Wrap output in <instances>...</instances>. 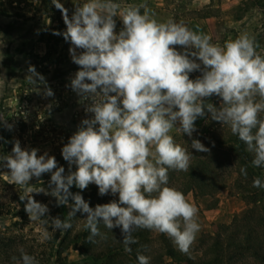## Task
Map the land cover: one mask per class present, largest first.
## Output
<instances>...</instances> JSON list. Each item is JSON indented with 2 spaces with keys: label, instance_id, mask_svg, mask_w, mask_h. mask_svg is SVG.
<instances>
[{
  "label": "clouds",
  "instance_id": "1",
  "mask_svg": "<svg viewBox=\"0 0 264 264\" xmlns=\"http://www.w3.org/2000/svg\"><path fill=\"white\" fill-rule=\"evenodd\" d=\"M51 3L66 26L52 34L70 43L71 62L78 66L66 87L90 115L61 149L67 174L55 156L22 148L18 139L10 154L0 155V166L10 170L5 173L8 183L22 190L19 198L26 201L30 223L38 224L40 242L71 229L79 212L85 215L90 243L97 237L107 239L100 231L102 223L111 231L120 229L127 253L138 243L133 235L137 230L163 234L180 252L189 253L201 231L199 208L169 186V172H188L193 155L172 132L192 138L197 119L210 114L246 145L254 167H264V55L257 51L255 36L244 31L223 44L213 43L210 35L183 20L156 19L146 3L82 0L74 3L71 15L61 0ZM116 18L122 22L118 32ZM27 71V80L38 92L43 85V95L54 96L35 66ZM194 72L200 75L192 79ZM213 96L220 98L219 106L209 102ZM0 122L12 130L3 116ZM190 147L210 152L199 139H192ZM46 173L51 174L47 189L30 183L34 177L41 181ZM240 173L247 177L245 167ZM92 184L100 196L118 194V199L91 207L81 193ZM73 186L80 191H70ZM252 186L264 189V182L256 177ZM33 193L54 197L57 207L67 206V217L48 215V205ZM136 259L150 264L151 258L137 252ZM18 264L39 262L20 249Z\"/></svg>",
  "mask_w": 264,
  "mask_h": 264
},
{
  "label": "rangeland",
  "instance_id": "2",
  "mask_svg": "<svg viewBox=\"0 0 264 264\" xmlns=\"http://www.w3.org/2000/svg\"><path fill=\"white\" fill-rule=\"evenodd\" d=\"M242 1L244 0H118L117 2L122 5L146 3L155 13L156 19L163 21L171 17L176 21L183 20L189 28L210 35L213 43L223 44L227 39H235L241 32L247 31L255 36L259 44L257 51L264 55V8L249 11L238 20L234 8ZM4 2L9 4V0ZM79 2L82 0H61L69 10V15L74 10V3ZM209 5H212L213 10H221L219 18L203 20L193 13L202 11ZM51 6L56 9L52 3ZM25 9L28 14L33 15L32 9L28 7ZM58 15L57 13L52 15L55 19L52 33L65 30L58 29L59 23L56 20ZM60 17L62 18V14ZM116 19L118 32L122 22L119 18ZM50 26L51 20L44 12L38 13L36 18L29 22L0 14V116L6 118L8 124L13 125L12 130H8L3 122H0V137H2L0 155L10 154L12 142L18 139L22 148L35 147L39 149L38 155L47 151L49 155L55 156L58 164L65 167L67 174L68 163L63 160L61 149L77 130L80 121L90 114L85 113L80 98L66 87L69 78L78 70V66L71 62L70 43L65 42L62 36L53 35L57 51L53 56H47L48 49L43 34L48 33ZM177 48L179 50V46ZM29 65L35 66L37 72L45 77L47 85L54 92L53 97L43 95V85H39L41 90L38 92V89L29 83L26 78ZM198 75L199 72H194L190 74V78L195 79ZM49 104H52L51 109H48ZM177 134L180 133L173 130L172 135ZM72 170L75 171V165ZM9 171L0 166V216H2L0 236L10 241L7 245L9 250L11 249L9 253L12 257L20 256V249H23L24 252L35 256L38 261L43 258L45 251L50 253L52 244L48 241L40 242L36 231L38 224L30 223L29 217L26 220L20 216L13 217V213L19 212L21 208L18 207L17 200L22 190L19 186L8 183L5 173ZM50 175L46 173L40 177L43 183L35 177L30 183L35 184L37 188L43 185L47 189ZM78 191L80 190L73 186V192ZM32 195L38 202L51 204L50 195L43 193ZM214 200H217L218 204L224 202L222 205L224 221L221 223L208 221L210 231L199 232L189 253L181 252L183 256L199 258L201 255L199 240L202 235L215 234L220 225L231 224L235 217L241 216L248 208L233 189V179L229 181L227 189L219 193ZM192 201L199 208V217H202L204 211L210 210L208 208L214 202L211 198L192 199ZM157 234L155 233L154 237H157ZM54 262L52 259L50 264H56ZM57 264L98 263L88 260L79 250H70Z\"/></svg>",
  "mask_w": 264,
  "mask_h": 264
},
{
  "label": "trees",
  "instance_id": "3",
  "mask_svg": "<svg viewBox=\"0 0 264 264\" xmlns=\"http://www.w3.org/2000/svg\"><path fill=\"white\" fill-rule=\"evenodd\" d=\"M8 3L0 1V14L9 18L29 22L41 12L49 16L51 26L48 33L43 35L48 49L47 56H53L57 48L51 31L55 20L52 15L59 14L56 19L60 26L58 29H65L66 26L60 17L61 12L51 6V0H9ZM26 7L33 10V15L28 14ZM263 8L264 0H244L234 8V11L238 14L237 19L241 20L245 13ZM193 13L205 20L219 18L221 10H213L212 5H209L204 10ZM209 102L219 106L220 98L213 96ZM195 123L197 131L193 133L192 138L182 134L174 136L178 143L189 149L193 158L188 172H169V186L181 190L187 197L193 195L197 200L211 198L214 202L208 209H215L218 205L215 197L226 190L229 181L233 179V189L248 207L241 216L235 217L231 224L220 225L215 234L202 235L199 240L201 254L199 258L183 256L167 236L158 233L157 237H154L156 232L149 230L134 232L138 243L132 245L131 253H127L121 243L123 237L120 229L115 228L111 231L102 223L99 225L100 231L106 234L107 239L101 240L97 237L96 243H90L87 240L89 233L83 227L85 215L78 212L71 221V229L67 232L53 233L52 239L48 240L52 244L50 253L45 251L43 258L38 259L39 264H50L52 259L57 264L70 250H79L88 260L98 264H138L137 252L149 256L150 264H264V189L252 186L256 177L264 182V167H254L251 163L253 154L246 150V145L232 135L226 125L211 120L210 114L198 118ZM192 139H199L210 148V152L201 153L191 149ZM241 167L247 169V177L240 173ZM70 191L73 192V187ZM22 194V192L19 194L17 200L21 208L19 212L13 213V217L20 216L26 220L28 218L24 210L26 201H20L19 198ZM81 194L91 207L118 199L111 194L100 196L98 187L94 184L89 185ZM69 202L72 203L71 200ZM48 207L50 209L48 215L59 216L61 219L66 218L70 211L66 206L57 207L54 197ZM8 242L10 241L0 236V264H17L20 256L18 255V260L12 259Z\"/></svg>",
  "mask_w": 264,
  "mask_h": 264
},
{
  "label": "crops",
  "instance_id": "4",
  "mask_svg": "<svg viewBox=\"0 0 264 264\" xmlns=\"http://www.w3.org/2000/svg\"><path fill=\"white\" fill-rule=\"evenodd\" d=\"M192 197V198H190ZM189 200L192 201V199L194 200V196L193 195H189L188 196ZM193 202V201H192ZM224 204V202H220L218 204V207L215 209H210L208 211H204L202 217H199V223L201 224V231L200 232H208L210 231V228L208 226V221H215V222H222L224 221V214L222 212V205ZM230 211H235V210H230ZM229 212V211H228Z\"/></svg>",
  "mask_w": 264,
  "mask_h": 264
}]
</instances>
